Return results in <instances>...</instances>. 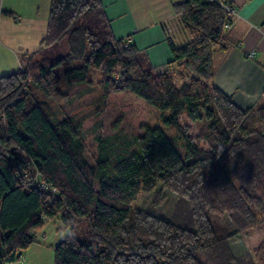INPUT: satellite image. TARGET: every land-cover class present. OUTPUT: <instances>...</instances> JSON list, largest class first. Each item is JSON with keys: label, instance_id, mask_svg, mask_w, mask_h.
<instances>
[{"label": "trees", "instance_id": "16d2710c", "mask_svg": "<svg viewBox=\"0 0 264 264\" xmlns=\"http://www.w3.org/2000/svg\"><path fill=\"white\" fill-rule=\"evenodd\" d=\"M219 2L232 5L172 0L186 40L168 42L158 69L115 38L100 0H49L39 49L0 76V264L54 220L66 233L52 264H264V241L232 248L264 222V105L241 109L213 83L211 55L227 49L232 19ZM73 86H95L111 104L135 96L140 117L156 109L172 138L146 123L84 136L53 111ZM157 187L174 195L169 217L161 196L132 207Z\"/></svg>", "mask_w": 264, "mask_h": 264}, {"label": "crops", "instance_id": "0c3cea01", "mask_svg": "<svg viewBox=\"0 0 264 264\" xmlns=\"http://www.w3.org/2000/svg\"><path fill=\"white\" fill-rule=\"evenodd\" d=\"M228 1L236 9L237 17L225 35L227 49L212 52L213 83L241 109L254 108L264 105V0ZM100 2L115 38L134 44L158 69H163L171 58L168 42L182 44L186 40L172 0ZM48 8L49 0H0L1 65L5 66V62L18 71L22 68L20 59L39 49ZM251 51L254 55L249 58L246 54ZM1 72V75L8 74ZM262 132L264 134V121ZM37 233L42 234L46 242L50 239L48 247L51 249L58 242L45 231ZM26 250L22 252L23 264H52L53 255L45 243H34Z\"/></svg>", "mask_w": 264, "mask_h": 264}, {"label": "rangeland", "instance_id": "374dc122", "mask_svg": "<svg viewBox=\"0 0 264 264\" xmlns=\"http://www.w3.org/2000/svg\"><path fill=\"white\" fill-rule=\"evenodd\" d=\"M64 52H60L62 55ZM24 56L22 57V59ZM21 62V59H20ZM4 65L0 64V73L3 71L4 73H13L16 72L17 68L13 66L8 67V64L4 62ZM21 66H23L21 62ZM14 69V70H11ZM7 71V72H5ZM13 71V72H9ZM5 75V74H4ZM1 76V74H0ZM60 89H63L64 82L61 81L58 85ZM69 90V91H68ZM70 99L67 102H64L60 105L54 106V113L60 117H70L76 123L82 124V129L84 136L88 137L93 133L96 128H100L101 136H109L117 132L118 130H122L127 135H133L137 131V125L139 123H146L148 126H155L158 125L163 128L166 132L168 137L172 138L173 133L171 130L166 129L160 123L159 119H157V115L159 111L156 109L149 107V116L144 119L140 117V111L137 110L138 103L135 102V96H128L126 105L121 104H111L103 101L99 95V90L97 87H93L91 89L85 87H78L73 86V88L68 89ZM134 101V102H133ZM91 146V143L89 142ZM156 196H161V205L162 208V215L165 217H169L174 205V195H172L168 191H164L157 187L154 192L150 194H145L140 192L139 196L137 197L136 201L132 204V207L135 208H146ZM56 222V223H55ZM223 226L227 229H232L231 224L228 220H223L221 222ZM45 229L40 230V232L45 231L46 234L52 236L56 239V242L65 235V231H61L60 234L57 231L58 225L57 221H51L49 224H45ZM43 226V227H44ZM38 232V231H37ZM59 234V235H58ZM36 240L37 242L45 243L47 250L51 252L53 255V247L56 245V242L52 249L48 247L50 245V239L48 238L47 242L44 240V236L42 234L36 233ZM240 241L238 240L237 245L240 246V249L232 246L234 248V252L241 253L244 251L250 252L254 247H256L260 242L264 241V222L258 223L256 226L247 229L245 232H241L240 234ZM52 243V242H51ZM58 243V242H57ZM33 245V244H32ZM52 245V244H51ZM31 246V245H30ZM27 251V250H25ZM237 251V252H236ZM24 253V252H23ZM23 258V256H22ZM24 259L16 260L12 264H23ZM11 264V263H10Z\"/></svg>", "mask_w": 264, "mask_h": 264}, {"label": "built area", "instance_id": "2783aa9c", "mask_svg": "<svg viewBox=\"0 0 264 264\" xmlns=\"http://www.w3.org/2000/svg\"><path fill=\"white\" fill-rule=\"evenodd\" d=\"M219 4L222 6V8L224 9V11H226L231 16V18H232L231 19V22H227V23L224 24L225 31H229L231 29L233 23H234V20L237 17V11L230 4H226L224 2H219ZM246 55H247V57L252 58L253 55H254V52L251 51V52H249ZM21 259L23 260L22 255H19L18 260H21Z\"/></svg>", "mask_w": 264, "mask_h": 264}]
</instances>
